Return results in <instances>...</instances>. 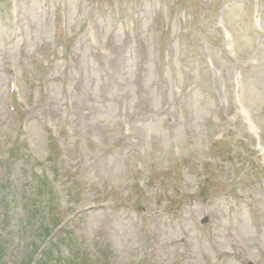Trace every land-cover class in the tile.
Returning a JSON list of instances; mask_svg holds the SVG:
<instances>
[{
	"label": "rangeland",
	"instance_id": "1",
	"mask_svg": "<svg viewBox=\"0 0 264 264\" xmlns=\"http://www.w3.org/2000/svg\"><path fill=\"white\" fill-rule=\"evenodd\" d=\"M251 2L0 0V264H36V222L46 235L86 206L49 264H264V0Z\"/></svg>",
	"mask_w": 264,
	"mask_h": 264
},
{
	"label": "trees",
	"instance_id": "2",
	"mask_svg": "<svg viewBox=\"0 0 264 264\" xmlns=\"http://www.w3.org/2000/svg\"><path fill=\"white\" fill-rule=\"evenodd\" d=\"M42 231L44 232V226L41 227L40 233H42ZM50 260L54 261V259H52L50 248L48 247V248H45L42 250V256L40 258H38L36 263L37 264H44V263L46 264V262H47V264H49ZM55 262H57V261H55Z\"/></svg>",
	"mask_w": 264,
	"mask_h": 264
}]
</instances>
